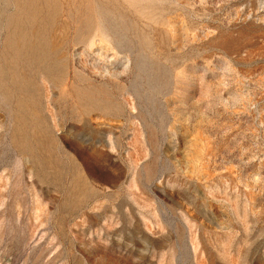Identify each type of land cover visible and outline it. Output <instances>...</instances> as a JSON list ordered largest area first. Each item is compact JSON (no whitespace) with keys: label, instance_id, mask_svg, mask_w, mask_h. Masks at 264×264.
<instances>
[{"label":"rangeland","instance_id":"374dc122","mask_svg":"<svg viewBox=\"0 0 264 264\" xmlns=\"http://www.w3.org/2000/svg\"><path fill=\"white\" fill-rule=\"evenodd\" d=\"M47 15L42 119L0 107V264H264V0Z\"/></svg>","mask_w":264,"mask_h":264},{"label":"bare ground","instance_id":"6f19581e","mask_svg":"<svg viewBox=\"0 0 264 264\" xmlns=\"http://www.w3.org/2000/svg\"><path fill=\"white\" fill-rule=\"evenodd\" d=\"M2 2L13 5L17 13L6 17L7 8L0 12V25L6 31L0 53V107L18 127L27 123L26 115L31 112L37 120L42 119L44 103L35 95L37 84L52 79L59 65L48 39L49 0Z\"/></svg>","mask_w":264,"mask_h":264}]
</instances>
